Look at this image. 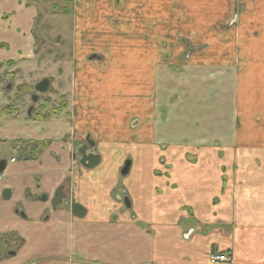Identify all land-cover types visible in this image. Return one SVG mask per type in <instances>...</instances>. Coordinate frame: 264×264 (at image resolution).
I'll list each match as a JSON object with an SVG mask.
<instances>
[{
	"label": "crops",
	"instance_id": "crops-1",
	"mask_svg": "<svg viewBox=\"0 0 264 264\" xmlns=\"http://www.w3.org/2000/svg\"><path fill=\"white\" fill-rule=\"evenodd\" d=\"M55 13L65 106L0 109V264H264V0H0V74Z\"/></svg>",
	"mask_w": 264,
	"mask_h": 264
},
{
	"label": "rangeland",
	"instance_id": "rangeland-1",
	"mask_svg": "<svg viewBox=\"0 0 264 264\" xmlns=\"http://www.w3.org/2000/svg\"><path fill=\"white\" fill-rule=\"evenodd\" d=\"M54 6L57 7L56 5ZM51 7H53V5ZM65 16L67 15L55 13L53 15V19L47 21L46 25L40 22L42 24L41 31L37 33L35 42L36 54L39 60L38 66L22 67L20 68V70L18 69L16 74H10L11 76L7 74V77L5 74H0V88H2L0 91V109H2L4 113L14 114L17 111H25L26 108L30 105H41V103L43 102L42 99H44V95L47 94L49 90L40 96L42 97L41 100H39L35 104H32L30 95L35 92V84L45 77L53 80L54 77L57 76L58 72L59 74H62L65 71L67 72V74H71L70 69H60L54 66L50 67L51 64H47L44 62V60H50V56V61L52 62L57 58L62 57L63 55H67V53H62L59 51L60 47H58V42L60 41L54 39V32L55 30L57 31L58 26L65 31L69 30L68 27L71 25V23L70 20ZM43 18L45 21V16H43ZM48 24L51 25V30L49 31V34L47 36L44 35L45 37H43L41 36V34H43L44 29L48 30ZM44 38L45 41L42 40ZM60 45L66 46L63 43H60ZM42 63H45V66H43L44 64L42 65ZM8 64L12 66L13 62H9ZM6 68L8 69V67ZM45 97H47L46 99L48 100L45 101V104L48 108H57L60 106H64V103L67 102L56 97L54 99V96L52 94H48V96ZM219 256L226 257L228 260H221L218 258ZM209 261L215 264H230L232 263L233 259L231 255L229 256L227 253L222 252L210 254Z\"/></svg>",
	"mask_w": 264,
	"mask_h": 264
},
{
	"label": "water",
	"instance_id": "water-1",
	"mask_svg": "<svg viewBox=\"0 0 264 264\" xmlns=\"http://www.w3.org/2000/svg\"><path fill=\"white\" fill-rule=\"evenodd\" d=\"M94 58H97L96 55H93ZM49 87V80L47 78H44L40 80L35 86V94L32 95V102H37L39 99V95L45 93L48 90ZM32 109V106L30 107ZM88 145H92V143H88ZM77 152L80 154V160L79 164L86 168L94 167L99 162V156L95 154V149L92 150V152H88V146L87 144L82 145L80 148L77 149ZM6 165L5 160H0V173L4 170ZM130 163L127 161L123 168L121 169L120 173L121 175H126L129 169ZM127 200V199H126ZM125 200L126 206L129 207V202ZM52 205L55 207L56 205H59L61 208H65L67 210H70L72 213L78 214V217H82L84 213V209L77 203H75L70 195L66 198L64 197V194L61 191V188H58L55 196L52 201Z\"/></svg>",
	"mask_w": 264,
	"mask_h": 264
},
{
	"label": "flooded vegetation",
	"instance_id": "flooded-vegetation-1",
	"mask_svg": "<svg viewBox=\"0 0 264 264\" xmlns=\"http://www.w3.org/2000/svg\"><path fill=\"white\" fill-rule=\"evenodd\" d=\"M41 95H39V97H40ZM88 146V145H87ZM89 147V146H88ZM123 195H124V191H123V189H116V192H115V197L117 198V199H123Z\"/></svg>",
	"mask_w": 264,
	"mask_h": 264
},
{
	"label": "trees",
	"instance_id": "trees-1",
	"mask_svg": "<svg viewBox=\"0 0 264 264\" xmlns=\"http://www.w3.org/2000/svg\"><path fill=\"white\" fill-rule=\"evenodd\" d=\"M52 9L55 10V11H57V9H55V7H52ZM60 12H62V13H66V10H65V9H60ZM62 99H63V98H62ZM46 101H48V100H46ZM64 106H65V103H64ZM39 108H40L41 110H43V109H46V108H48V107H47L46 104H45V105H40ZM59 108H61V106H60Z\"/></svg>",
	"mask_w": 264,
	"mask_h": 264
},
{
	"label": "built area",
	"instance_id": "built-area-1",
	"mask_svg": "<svg viewBox=\"0 0 264 264\" xmlns=\"http://www.w3.org/2000/svg\"><path fill=\"white\" fill-rule=\"evenodd\" d=\"M11 161H14V159H11ZM218 258L221 260H228L226 257H223V256H219Z\"/></svg>",
	"mask_w": 264,
	"mask_h": 264
},
{
	"label": "bare ground",
	"instance_id": "bare-ground-1",
	"mask_svg": "<svg viewBox=\"0 0 264 264\" xmlns=\"http://www.w3.org/2000/svg\"><path fill=\"white\" fill-rule=\"evenodd\" d=\"M229 126V125H228Z\"/></svg>",
	"mask_w": 264,
	"mask_h": 264
}]
</instances>
